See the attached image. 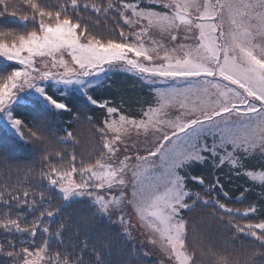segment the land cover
<instances>
[{
	"label": "snow or ice",
	"instance_id": "obj_1",
	"mask_svg": "<svg viewBox=\"0 0 264 264\" xmlns=\"http://www.w3.org/2000/svg\"><path fill=\"white\" fill-rule=\"evenodd\" d=\"M22 5L19 20L32 29H0V57L15 62L0 64V114L19 139L14 147L41 150L42 168L35 184L0 190V264H111L110 241L100 242L108 230L124 240L143 232L168 264H202L206 254L213 264H255L257 255L264 264V251L241 261L197 248L186 218L211 207L213 219L264 249V0ZM6 15L18 12L0 0ZM109 21L105 35L99 26ZM118 71L148 89L151 100L135 114L125 101L93 95ZM25 92L36 114L53 119H80L69 92L104 110L102 121L87 117L99 125L96 155L86 162L73 152L67 167L57 166L66 157L48 150L50 125L17 112ZM63 131L57 143H78ZM233 178L251 182L238 200L259 188L243 210L230 206L225 189ZM73 205L88 213L60 220Z\"/></svg>",
	"mask_w": 264,
	"mask_h": 264
},
{
	"label": "trees",
	"instance_id": "obj_2",
	"mask_svg": "<svg viewBox=\"0 0 264 264\" xmlns=\"http://www.w3.org/2000/svg\"><path fill=\"white\" fill-rule=\"evenodd\" d=\"M7 2L9 12L16 10L18 12V16L15 18L11 15L0 17V29H8L12 31L31 30V24H29L26 29L24 22L19 20V12L23 11L22 0H7ZM50 2L56 3L58 0H50ZM59 2H62V0H59ZM86 2H99V0H86ZM8 63L10 62H6L5 60L3 61L0 58V64ZM0 74H3L2 70H0ZM97 94H102L103 98L113 101L116 104H119L121 101H125L126 103L124 106L128 109V112L132 114L138 112L142 102L151 100V97L148 95V89L144 87V85L133 74L125 73L123 71L109 73L108 76L105 77L103 86L98 88L96 92L93 93V95ZM22 97L23 99L18 102L16 108L18 113H23L26 122L31 120L39 123L43 120L46 125H50L48 133V150L61 151L62 155L66 157L62 164L54 161V163H57V166H68L70 152H75L79 157L81 154L85 157L88 154L91 156L96 155V151L100 148V144L98 143V137L95 129L99 125L90 123L87 117H90L93 121H102L106 115L104 110L96 108L93 105H86L78 92L75 93V95L69 92V99L74 102L75 111L80 114V119L74 122L67 116L53 119L51 116H42L35 113L32 97L26 95H23ZM70 123L72 124V127L69 128ZM64 129L74 132L78 143L75 145L72 143H57L58 139H62L64 137ZM18 143V137L0 123V190L8 189L9 185L24 188L30 183L35 184L39 179V177L34 175V173L38 174L42 168L41 150L34 149L31 146L24 148L14 147V145ZM65 150H69L70 152L66 151L64 153ZM252 164L256 165L258 162L253 161ZM249 170L255 172L261 171L259 167H250ZM256 183L258 184L259 182ZM250 186L251 182L243 178H233L231 183L226 184L225 190L229 191V195L233 199V203L230 205L231 207L243 210L247 208L250 203L254 202V197L259 199L257 195L259 193L258 187L253 189V191L246 193L244 200L241 201L237 199L240 195V189ZM193 190L200 189L197 187ZM62 204V201L57 200V205L62 206ZM211 210L214 209L211 207L201 206L194 212L188 214L186 217L193 221L194 226L197 229L193 234V243L196 246L197 243L195 240L199 242L202 239V236L197 238V235L199 233H204L203 241L208 242V245L205 246V248L202 247L200 249H211L214 251V241L217 240L219 243L218 248L221 250H227V252L231 255L243 254V258H240L241 261L250 257L253 249H255L257 253L264 251V249L259 248L257 245L258 243L255 244L257 246H254V248L251 246L244 247V243H246V245L251 244L248 240H242L243 246H241V249H239V247H235L239 244L237 236L235 238V235L230 233L231 230L229 227H224L223 223L217 224V222H215L214 224H210L205 222L210 219L208 213ZM197 211H200V214H202L203 211L206 212L203 215L205 219L198 224L195 220V214H197ZM87 213L88 210L86 206L73 205V208L66 211L64 215L60 217V220L71 222L74 215H85ZM31 218V216L28 217V219ZM220 226L223 227L221 231ZM66 235L71 236V233L69 232ZM81 238H83V236ZM104 241H110L107 245V251L111 253L108 257L111 264H156L155 260L152 258H148L139 252H135L137 248L133 241L121 239V236L115 232L108 230L107 234L101 238L100 242L103 243ZM65 243H67V240ZM257 257L258 258L255 256L254 258L259 260L260 263L259 255H257ZM0 259H3V257H0ZM202 264H213L212 255L206 254L203 258Z\"/></svg>",
	"mask_w": 264,
	"mask_h": 264
},
{
	"label": "rangeland",
	"instance_id": "obj_3",
	"mask_svg": "<svg viewBox=\"0 0 264 264\" xmlns=\"http://www.w3.org/2000/svg\"><path fill=\"white\" fill-rule=\"evenodd\" d=\"M99 27H100V30L103 31L105 35H107L108 34V29H111L112 28V23H111V21H109L107 23V28H105L103 25H100ZM115 35H116V33L113 32L112 33V36L115 37ZM0 58L4 61V58H2V57H0ZM64 59L65 60H68L69 63H70V65H71L70 58L67 55L64 56ZM6 62H8V61H6ZM10 63H15V62H10ZM52 71H57V69H52ZM59 71H63V69H59ZM20 95L21 96H23V95L28 96L27 92L21 93ZM0 123L4 126V121H3V118H2V114H0ZM66 151L70 152L69 150H65L64 153ZM71 153L72 152H70L69 154H71ZM77 157H78V160L79 159H84L87 162L89 159L93 158L94 156H91V155L88 154L85 157L83 154H81L80 157L79 156H77ZM199 212L200 211H197V214H195V220L197 221V224L200 223L202 220L205 219V217H203V215H204V213H206L205 211H203L202 214H200ZM214 212H215L214 210L209 211L208 216H209L210 219L207 220V221H205V222L210 223V224L211 223L214 224L215 222H217V224H222L220 221L213 219ZM233 219L236 220V218H233ZM225 226L226 225L224 224V227ZM222 228L223 227L220 226V231L222 230ZM230 233L233 234V235H235L234 236L235 238L237 236V241H238L239 244L236 245L235 247H239V249H241V246H243L242 240H248L251 243L250 245H246V243H244V247H246V246H249L250 247L251 246V247L254 248V246H257L258 245V244L255 245L256 242H254L252 240V238L242 237L241 234H239V233H233L232 231H230ZM200 236H202L201 241L197 242L195 240V242L197 243V247L198 248H202V247L205 248V246L208 245V242H206V241L204 242L203 241L204 233L203 234H200L199 233L197 235V238H199ZM208 238H209V235H208ZM129 241H133L134 242V244H135V246L137 248V250L135 252H139V253H141L142 255H144V256H146L148 258L149 257L152 258L153 260H155V263L156 264H168V261H167L165 255L163 254L160 246L151 244L149 242V239L145 236V234L143 232L134 233L132 235V237L129 238ZM214 247H215V250H214L215 252H220L221 251V249L218 248L219 247V243L217 242V240L214 241ZM233 256H235V257H237L239 259L240 258H243V254L233 255ZM256 258H258V257L256 256ZM254 260H255V263H259V260H256L255 258H254Z\"/></svg>",
	"mask_w": 264,
	"mask_h": 264
}]
</instances>
